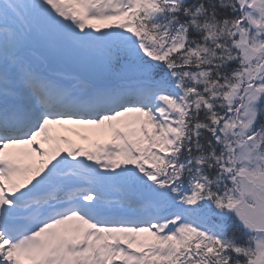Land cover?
Wrapping results in <instances>:
<instances>
[{
	"label": "snow or ice",
	"instance_id": "obj_1",
	"mask_svg": "<svg viewBox=\"0 0 264 264\" xmlns=\"http://www.w3.org/2000/svg\"><path fill=\"white\" fill-rule=\"evenodd\" d=\"M0 264H264V0H0Z\"/></svg>",
	"mask_w": 264,
	"mask_h": 264
},
{
	"label": "rangeland",
	"instance_id": "obj_2",
	"mask_svg": "<svg viewBox=\"0 0 264 264\" xmlns=\"http://www.w3.org/2000/svg\"><path fill=\"white\" fill-rule=\"evenodd\" d=\"M99 139H100L101 142H103V139H104V138L101 137V138H99ZM77 142H79V140H77ZM83 142H84V143H83V147H85V148L89 147V145H90V143H91L90 141H86V140H84Z\"/></svg>",
	"mask_w": 264,
	"mask_h": 264
}]
</instances>
